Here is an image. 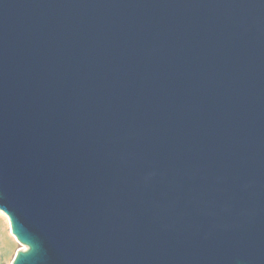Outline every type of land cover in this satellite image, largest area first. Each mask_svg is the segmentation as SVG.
Returning a JSON list of instances; mask_svg holds the SVG:
<instances>
[{"label":"water","instance_id":"obj_1","mask_svg":"<svg viewBox=\"0 0 264 264\" xmlns=\"http://www.w3.org/2000/svg\"><path fill=\"white\" fill-rule=\"evenodd\" d=\"M10 264H264V0H0Z\"/></svg>","mask_w":264,"mask_h":264},{"label":"rangeland","instance_id":"obj_2","mask_svg":"<svg viewBox=\"0 0 264 264\" xmlns=\"http://www.w3.org/2000/svg\"><path fill=\"white\" fill-rule=\"evenodd\" d=\"M18 249L25 247L10 233L8 219L0 210V264H10Z\"/></svg>","mask_w":264,"mask_h":264},{"label":"bare ground","instance_id":"obj_3","mask_svg":"<svg viewBox=\"0 0 264 264\" xmlns=\"http://www.w3.org/2000/svg\"><path fill=\"white\" fill-rule=\"evenodd\" d=\"M4 215L6 216V214L4 213ZM7 217V216H6ZM8 219V218H7Z\"/></svg>","mask_w":264,"mask_h":264}]
</instances>
